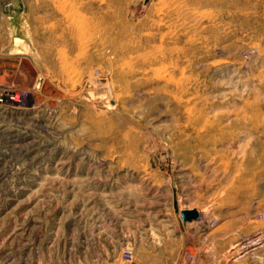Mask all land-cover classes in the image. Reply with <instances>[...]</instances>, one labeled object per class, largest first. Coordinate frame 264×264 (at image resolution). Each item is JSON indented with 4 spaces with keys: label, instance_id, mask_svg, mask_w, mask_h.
<instances>
[{
    "label": "rangeland",
    "instance_id": "374dc122",
    "mask_svg": "<svg viewBox=\"0 0 264 264\" xmlns=\"http://www.w3.org/2000/svg\"><path fill=\"white\" fill-rule=\"evenodd\" d=\"M96 263L264 264V0H0V264Z\"/></svg>",
    "mask_w": 264,
    "mask_h": 264
},
{
    "label": "water",
    "instance_id": "95a60500",
    "mask_svg": "<svg viewBox=\"0 0 264 264\" xmlns=\"http://www.w3.org/2000/svg\"><path fill=\"white\" fill-rule=\"evenodd\" d=\"M196 211H183L180 213V217L183 222H190L191 220H195L197 218Z\"/></svg>",
    "mask_w": 264,
    "mask_h": 264
},
{
    "label": "bare ground",
    "instance_id": "6f19581e",
    "mask_svg": "<svg viewBox=\"0 0 264 264\" xmlns=\"http://www.w3.org/2000/svg\"><path fill=\"white\" fill-rule=\"evenodd\" d=\"M28 63V62H27ZM24 64V63H23ZM25 65V64H24ZM28 65H29V63H28ZM27 66V65H26ZM25 67V66H24ZM28 67V66H27ZM30 67V66H29ZM26 68V67H25ZM31 68V67H30ZM34 71V70H33ZM32 71V72H33ZM29 73V72H28ZM32 75H34V74H32ZM20 98L18 97V96H15V98H10L9 100L11 101H9V103H11L12 105H14V106H19V105H21L22 104V102H20V100H19Z\"/></svg>",
    "mask_w": 264,
    "mask_h": 264
},
{
    "label": "built area",
    "instance_id": "2783aa9c",
    "mask_svg": "<svg viewBox=\"0 0 264 264\" xmlns=\"http://www.w3.org/2000/svg\"><path fill=\"white\" fill-rule=\"evenodd\" d=\"M96 264H100V263H96Z\"/></svg>",
    "mask_w": 264,
    "mask_h": 264
}]
</instances>
